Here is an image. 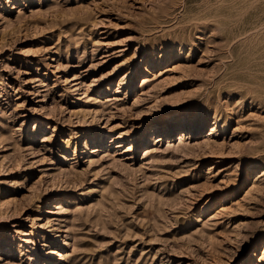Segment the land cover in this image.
<instances>
[{
  "label": "rangeland",
  "instance_id": "1",
  "mask_svg": "<svg viewBox=\"0 0 264 264\" xmlns=\"http://www.w3.org/2000/svg\"><path fill=\"white\" fill-rule=\"evenodd\" d=\"M0 264H264V0H0Z\"/></svg>",
  "mask_w": 264,
  "mask_h": 264
},
{
  "label": "bare ground",
  "instance_id": "2",
  "mask_svg": "<svg viewBox=\"0 0 264 264\" xmlns=\"http://www.w3.org/2000/svg\"><path fill=\"white\" fill-rule=\"evenodd\" d=\"M204 123H205V121L204 120H201L199 123H198V126H202V125H204ZM211 131H213V129L211 130ZM214 132V131H213ZM44 214V213H43Z\"/></svg>",
  "mask_w": 264,
  "mask_h": 264
}]
</instances>
